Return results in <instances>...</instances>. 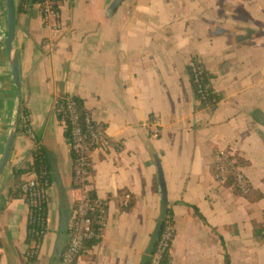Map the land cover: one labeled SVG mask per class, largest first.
Returning <instances> with one entry per match:
<instances>
[{
	"label": "crops",
	"instance_id": "obj_1",
	"mask_svg": "<svg viewBox=\"0 0 264 264\" xmlns=\"http://www.w3.org/2000/svg\"><path fill=\"white\" fill-rule=\"evenodd\" d=\"M115 1L63 0L58 38L50 42L39 8L17 12L14 0L17 89L0 0V161L20 110L33 134L16 130L0 177V264H29L28 206L8 194L17 188L13 173L30 170L36 142L50 185L35 264H59L68 244L80 192L72 189L70 149L54 108L70 97L110 142L105 153L89 155L105 221L75 264H147L165 208L174 228L168 264H264L251 225L264 222V0H122L112 10ZM192 60L209 77L211 111L195 100ZM226 150L246 161V183L262 200L250 205L214 180L210 159Z\"/></svg>",
	"mask_w": 264,
	"mask_h": 264
},
{
	"label": "built area",
	"instance_id": "obj_2",
	"mask_svg": "<svg viewBox=\"0 0 264 264\" xmlns=\"http://www.w3.org/2000/svg\"><path fill=\"white\" fill-rule=\"evenodd\" d=\"M60 0H38L35 4L28 1L27 8L36 5L39 8L40 16L45 28L50 30V42L58 38L60 23V5H56ZM63 1V0H61ZM51 44V43H50ZM190 75L194 85L197 87L200 102L204 103L203 109L211 111L215 104L216 98L212 91H208V86L203 83L204 69L197 60H192L189 63ZM211 96V97H210ZM55 115L63 113L71 125L70 137L66 140L70 149V153L74 156V163L72 165V177L77 183L83 184L78 190L80 197L75 201L69 218L68 228V244L63 251L59 264H75L77 259L84 251L85 243L93 240H98L103 227V223L99 221L98 226L95 227L91 213L99 206V201L91 203L87 198V192L90 186L86 185L91 181L89 169L91 167L90 161L86 158L87 144L78 126V115L76 113L75 105L69 98L65 99V104L56 106L54 108ZM92 120L89 116L86 117V123ZM64 124V122L62 121ZM22 128L24 133L33 138V134L29 127L28 117L23 119ZM150 126V136L157 138L160 135L159 128L156 122L148 123ZM92 143V151L105 153L110 148L109 139L106 137L105 131H93L90 134ZM223 152H220L215 158L216 175L214 180L219 183L224 182V172L226 169L222 161ZM237 183L240 188H245L247 185L244 174L241 169H237L234 173ZM48 183L40 182L35 175L29 180L21 183L18 187L22 199L25 200L28 206V225L30 226V234L34 237L42 238L45 234V219H46V191ZM174 236V228L172 225H167L155 250L150 254L147 264H161L164 255L169 251ZM33 246L28 250L27 257L36 258L38 244L32 241Z\"/></svg>",
	"mask_w": 264,
	"mask_h": 264
},
{
	"label": "trees",
	"instance_id": "obj_3",
	"mask_svg": "<svg viewBox=\"0 0 264 264\" xmlns=\"http://www.w3.org/2000/svg\"><path fill=\"white\" fill-rule=\"evenodd\" d=\"M28 1H30L32 4H35L36 2H38V0H18V4L16 7L17 12H25L27 9ZM61 2L62 1L60 0L59 2L56 3V5H60ZM188 74L190 77V83H191V87H192V90L194 93L195 100H196V102H200L199 101L200 96L197 93L198 89L193 83L189 69H188ZM203 83L208 86V91L210 93V91H212V89L210 86L209 77H208L207 73L205 72V70L203 73ZM65 99L66 98L59 100L56 103L55 107L56 106L58 107L60 105H64ZM69 99L75 105L76 113L78 115V126L80 128L82 135L84 136L85 143L87 144L88 152L86 153V158L88 161H90L89 155L93 149V147H92L93 145H92L91 140H90V134H91V132L96 131V130L105 131V127L100 125V124H96L93 121H91L90 123L87 124L86 123V117L89 116V114L83 108L82 101L80 99H77L74 97H70ZM198 104H199L200 108L204 107V103L201 102ZM25 118H27V115L25 114V112L20 110V112L18 114L16 130H23L22 121ZM56 118H57V121L63 125L64 137L67 140L70 137V132H71L70 122L67 120V118L65 117V115L63 113H57ZM62 121L64 122V124L62 123ZM219 154H220V152L214 151L212 154V157L210 159V162H209V167H210V171H211L212 176L216 175V173H217L215 158ZM31 155H32V166H31L30 170H28L27 172L26 171H16L13 173L14 184L16 185L17 188L14 192L10 191L8 194V197H10V198H21L22 199L18 187L21 184L20 183V177L25 173L35 175L40 182L45 181L48 183V186L50 185L49 162L47 160L45 152L38 146L37 142L34 145V148L31 152ZM70 156H71V161H72V165H73L74 156L72 155V153H70ZM222 161L226 166V169L224 172V177H223L224 182L222 183V185L225 188H228L235 197L244 198L250 205L257 203L260 200H262L263 195L259 191L252 189L249 185H246L245 188L242 189V188H240V186L237 183V179H236L234 173L237 169L244 168L247 165L246 161H244L240 157H238L237 154L230 153L228 150L223 152ZM89 173L92 177L94 176L92 168L89 169ZM81 185H83V184L77 183L76 181H74L72 179V189L73 190H79L81 188ZM86 185L91 187V190H89L87 192V198L89 199V201L91 203H95L96 201H98V199L96 198V195H95L93 183L90 182ZM194 213L196 216H198L200 219H202L200 214L198 213V211L196 209H194ZM91 217L93 219V223H94L96 228L99 227L98 226L99 221L104 223L105 217H106V204L99 201V206L96 207L95 210L91 213ZM167 225L173 226V219H172L171 212L167 208H165L163 218L161 219V221L158 225V229H157V232L155 234V237H154V240H153V243L151 246V250H150L151 253L155 250L157 243L159 242V240H160V238H161V236H162ZM251 225H252V236H253L254 241L258 244H264V222L263 223L251 222ZM27 238H28V241H34L36 243H39L41 241V238L34 237L33 235L30 234V226L28 224H27ZM98 240L89 241L86 246H93L98 242ZM27 261L29 262V264H35L36 258L27 257ZM168 263H169V251L164 255V258H163L161 264H168ZM226 264H230L228 259L226 260Z\"/></svg>",
	"mask_w": 264,
	"mask_h": 264
},
{
	"label": "water",
	"instance_id": "obj_4",
	"mask_svg": "<svg viewBox=\"0 0 264 264\" xmlns=\"http://www.w3.org/2000/svg\"><path fill=\"white\" fill-rule=\"evenodd\" d=\"M122 0H116L115 3L112 5L111 9L114 10L117 5L121 2ZM5 16H6V37L4 40V47L5 51L7 54V57L10 62V69H11V74L12 78L15 84V87L18 89L19 87V72H18V64H17V58L15 54L12 52V44L15 38V10H14V0H5ZM16 128H17V121L15 122L13 129L7 139V142L4 147V151L2 154V158L0 161V177L5 170L9 155L11 152L12 148V143L14 139V135L16 133ZM158 181L160 185V190L161 194L164 195V188H163V183H162V176L161 173L159 172L158 174ZM66 223V218L63 217V225Z\"/></svg>",
	"mask_w": 264,
	"mask_h": 264
}]
</instances>
